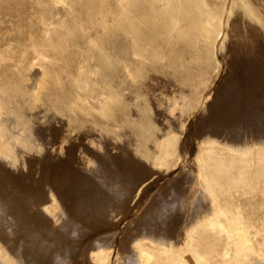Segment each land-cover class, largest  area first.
I'll list each match as a JSON object with an SVG mask.
<instances>
[{"label": "rangeland", "instance_id": "1", "mask_svg": "<svg viewBox=\"0 0 264 264\" xmlns=\"http://www.w3.org/2000/svg\"><path fill=\"white\" fill-rule=\"evenodd\" d=\"M205 1L213 6L222 19H225V24L220 26L225 30L226 35L222 39L223 47L216 57L212 49V43L215 44L216 38L206 41L203 34L204 23L198 12L200 9L193 10L194 13H198V16H195L198 20V26L195 29L182 37L174 34L172 38H169L168 28L177 10L173 6H167V1L99 0L95 5L89 6L84 0H75L72 4L59 0H0V153L7 154L16 162L19 161V155H22L24 162L22 165L24 169L16 168V164L0 163V171L4 168L0 177L8 180L12 176L17 183L15 185L16 183L9 178L11 181L8 180V182H14L11 183L12 186L0 179L2 185L0 188L14 192L15 197H12L14 195L9 192L14 200L17 195L21 197L25 195V192L24 199H29L24 202L23 198L22 201H20L21 198L18 201L19 197H17V201H14L9 197L6 189L5 191L0 189L1 192L7 193V196L6 193H2L5 199L12 200L10 202L12 210L11 208V212L8 210L9 214L0 209V224L3 223L0 231L7 233L9 237H15V245L10 243L15 252L20 249V244L17 245L19 240L25 241L23 244L19 243L25 245L29 252L30 248L26 242L38 236L39 231L36 230L40 228L55 229L57 235L55 230L52 234L56 237L65 233V230L61 229H75V233H79L75 236L82 237V239L79 237L81 240L78 237L76 239L81 243L83 240V250H87L91 246L90 243L100 236L93 233L92 238L88 240V234L106 231L107 239L112 236L113 242L109 241V243H112L114 247L109 264H129L130 260L136 256L135 250H131V248L134 249L136 240H143L144 236L149 237L154 234L150 240L154 241L159 233H163L159 232L161 229H144L146 218L143 216L146 217V215L143 208L152 198H155L157 192L161 191L160 188L165 189L161 191L163 198L170 201L172 197H169L170 192L167 193V189L171 191L170 182L165 179L170 176L169 181L175 183V180L183 176V172L178 165L173 172H169L170 174L166 170L167 166L159 170H151L149 165L155 167L158 165L157 162H153L157 144L152 143V136L156 132H162V127L167 130L174 129L171 121L174 119L175 107L178 103L190 107L197 106L204 93L215 91L223 76L222 73L217 76L218 71L223 72L227 68L231 56L236 51L234 47L237 46L233 42L238 40L240 43L243 38L242 41L244 43L247 41V46L251 45L253 38L250 30H255L256 37H263L264 40V0H247L248 8L243 6L241 0ZM59 13L64 16L66 24L72 29V34L68 37L63 36L64 30L53 23ZM254 22L257 24L255 28ZM183 25L185 22H181V26ZM256 30L261 31L258 34ZM139 32L144 35L143 38L139 37ZM148 37H155L154 51L145 48ZM137 50L140 51V56L136 54ZM40 52L46 56H42ZM237 52L241 53L240 49ZM93 62L100 65L97 79L92 78L88 73ZM82 78L90 80L85 89L78 87ZM109 83L115 87L116 91L108 88ZM103 91H107V94H102ZM190 120L186 128L179 127L177 133L182 157L193 163L199 150L200 137L199 129H197L198 117H192ZM40 125L45 128L43 135L42 131L34 130H38L37 126L40 127ZM34 131L36 134L33 133ZM253 141L254 145L247 144L242 149L233 148L238 150L236 152L239 156L246 159L249 171L253 170L251 151L256 148L264 150V145L255 143L254 139ZM141 152L144 155H141ZM133 161H136L134 165ZM143 161L147 167L143 166ZM130 168L135 171L138 169L137 173L141 172L140 174L147 175L150 172L148 174L151 176L147 175L142 185L135 191H131L124 199L122 206L117 205L115 208L116 205H114V209L113 206L110 207L111 215L108 213L106 217L100 214L93 215V211H96L91 207L84 208L85 212L82 211L80 214L81 210L77 206L80 201L79 193H77L79 186L76 182L80 179L79 176L82 183L89 174L90 179L96 181L99 176L103 175L106 179L110 174L120 170L125 176L124 174L130 173ZM5 170L8 178L4 175ZM133 170L131 172L134 173ZM18 172L23 176L18 174L20 178L17 179ZM74 172L79 175L75 176L77 178L73 177ZM12 173L17 176V181ZM19 180H23L22 188L18 187L21 183ZM114 181L110 180V182ZM3 182L8 185V188L12 186V190L3 185ZM176 184V187L173 185V190L181 188L179 187L181 182ZM187 184L182 189L183 195L177 198L178 210L173 208L174 214L173 209L170 208L172 213L170 211L167 217L175 216L173 222L175 219L176 221L167 222L172 223L169 224L172 225L171 227L167 223L165 227L163 225L164 229H167L165 233L168 232L166 233L168 236L173 230L174 235L170 236L172 242L186 251L190 244L205 245L209 232L202 229L203 225L215 212L216 206H219L225 211L221 217L233 230L237 240V243L233 245L236 254L231 263L221 262V264H264V248H260L254 240L256 233L264 237V178L250 177L240 181L237 187L228 193L216 190L213 195L196 193L195 182ZM14 185L16 192L18 190L17 193L13 191ZM71 186H74L73 189ZM201 187L197 185V190ZM207 191H211L210 185H207ZM20 192L22 195L19 194ZM38 192L45 194L39 195ZM74 192L77 193L76 196ZM36 193L38 194L35 195ZM29 196L34 200H30ZM38 211L41 212H39L40 216ZM91 213L92 219L89 216ZM176 215H178L177 218ZM5 216L8 219L11 216L10 219L13 222L17 218H19V224L22 220L23 222L21 226L15 223L9 224ZM76 218L80 221L78 222ZM236 218L240 220V223L236 222ZM16 221L18 222V219ZM14 225L16 228H13ZM173 227L176 229H172ZM86 228L89 231H86ZM83 229L85 232L82 231ZM20 230L22 232H19ZM157 230L159 231L156 232ZM194 233L202 234V237L193 238ZM52 234L46 233L49 238L55 237ZM21 235L24 236L21 237ZM28 235L31 236L28 237ZM75 236L71 238L75 239ZM226 241V238L219 237L215 243L220 248ZM37 250L35 248V252ZM35 255L37 252L33 256ZM37 259H39L38 256L34 261H38ZM128 259H130L129 262ZM74 264H81V258H77Z\"/></svg>", "mask_w": 264, "mask_h": 264}, {"label": "bare ground", "instance_id": "2", "mask_svg": "<svg viewBox=\"0 0 264 264\" xmlns=\"http://www.w3.org/2000/svg\"><path fill=\"white\" fill-rule=\"evenodd\" d=\"M59 1L60 2H68V3L72 4L75 0H59ZM161 1H167V3H168L167 6H173L177 10L176 15H174L172 17L170 26L168 28V37L169 38H172L174 36V34H177L178 37H182L184 34H187L190 30L195 29L198 26L197 25L198 20L195 17V16H198L197 15L198 13H194L193 10L194 9H200L198 12L201 14V20L204 23L203 34H204V37H206V41L209 42L208 39L216 38L215 44L212 43V49H213L214 55L216 57L218 51L221 50L223 47L222 39H223L224 35H226V34H225V30L220 26L221 24H223V25L225 24L224 23L225 19H222V16H220V14L216 10L213 9V6H211V4H209L205 0H161ZM84 2L86 3V5L91 6V5H95V3H98L99 0H84ZM241 2L243 4V6H245L246 8L249 7L247 0H241ZM227 3H226V6H227ZM187 7L190 9H188ZM228 10H227V12H228ZM223 15L225 16V14H223ZM181 22H185V25L181 26ZM53 23H55L57 26H59L61 29L64 30L65 33L63 32V36L68 37L69 35L72 34V29L70 28V26H68L66 24L65 18L61 13H59V16H56ZM255 23L256 22H254L253 24H255ZM235 26H237V25H235ZM253 27L254 28L257 27V24H255V26H253ZM246 29H247V27H246ZM254 31L250 30V32H252V33H250V35L253 38L252 43L249 41V43H251V45L247 46V44H246L247 41L244 43V41H242L243 38H241L240 43L238 40L236 42H233V43H236L237 47H234L235 48L234 50H236V51H234V54L232 56L230 55L231 59L229 60L227 68L223 72H222V70L218 71L217 76H220L221 73L223 74V76H222L220 82L218 83L216 89L214 88L215 91L213 90V92H209V93L207 92L206 94L204 93L200 99L199 105H197V106H191L190 107V106H187V105L184 106L181 103H178V105L175 107V113H174L175 115L173 117L174 119H173V121H171V122H173L172 126L174 129L173 130H167L166 128L162 127V129H163L162 132H158V133L156 132V134H154L152 136V138H151L152 143L157 144V151L153 157V162H157L158 165H157V167H155L153 165H149L151 170H159V168H161L163 166L164 167L167 166L166 170L169 173L171 171L173 172L174 168L178 165L181 168V171L183 172V176L180 177V179L178 178L179 180H175V183H171V181H169L170 176L165 179L166 181L171 183V184L169 183L171 191H169V189H167L168 190L167 193L170 192L169 197L170 198L172 197V199H170V201H168L169 199L165 200L163 198V195H162L163 193L161 191L164 188H160L161 191H159V192H157L158 190L156 191L157 193L155 195V198L154 199L152 198V200H150L147 204H145V206L143 208L144 215H146V217L143 216L144 218H146L145 224H144V221H142L144 224V226H143L144 229H154V230L161 229V231L157 230L156 232L159 231V232H163V233H159L158 236L156 235L157 238L154 241L153 240L150 241L153 238L152 236H154V234H152V233H151L152 235H150L149 237L144 236L143 240H140V239L136 240V242L134 244V249L131 248V250H135L134 251V253L136 255V256H134L135 261H134V259H132V260L128 259V262L130 260L131 262L132 261L135 262V263L133 262L132 264H191L192 262H195L197 264H221V262L231 263L233 257L235 256L236 252H234V250H233V245L237 243V240L235 238L233 230L229 227L227 222L221 217V214L225 213V211L222 208H220L219 206L218 207L216 206L215 212L210 216V218L203 225L202 229H205V231L207 230L209 232V235H207V237H206V243L203 246H200L198 244H190L187 251H186L185 249H183V247L177 246V245H175V242L174 243L172 242L170 236L173 233V230H172V232L170 231L171 232L170 236H168V234H166L168 232L165 233V231H167V229H164V227H165V223L169 222V220L171 222H173V220H174L173 218L175 217L173 214H170V215L174 216L173 218L171 217L172 220H171V218H167V217L169 216L170 211H171L170 213H172L171 209L177 208L175 210H178L179 203L177 202V198L183 195L182 189L184 188V186L187 183L193 184L195 182L196 186L194 187V190L198 194L206 193L209 195H213L216 190H219V192H221V193H228L231 190L235 189L240 181L247 180L250 177H262V178H264V150L263 149L256 148L253 151H251L250 154L253 157L252 158V160H253V163H252L253 164V170L252 171H249V169L246 165V159L237 154L236 151H238V150L233 149V148L242 149V147L244 145H247V144L254 145L253 139L255 140V143L260 144V145H264V40L262 39L263 37L262 38L259 37L260 39L258 37H256ZM248 32H249V30H248ZM256 32H258V31L256 30ZM259 32H258V34H259ZM244 33H246V32L244 31ZM243 36H241V37H243ZM139 37L143 38L144 35L141 32H139ZM246 38L250 39V37H247V36H246ZM154 40H155V37H151V38L148 37L146 47H145L146 50H152V51L155 50V46L153 45ZM242 44H243V46H241ZM207 45H209V44H207ZM238 49H240L241 53L237 52ZM209 50H210V48H209ZM235 52H236V54H235ZM40 54L42 56H46L42 52H40ZM136 54L138 56L141 55L139 50L136 51ZM240 54H242V55H240ZM216 59L218 61V58H216ZM220 61H221V59H220ZM218 64L220 65L219 61H218ZM99 68H100V65L96 62H93L91 64V68L88 71L89 75L92 78L97 79V76L99 74ZM89 82H90L89 78H82L81 81L78 83V87L81 89H85L88 86ZM108 88H110L113 91H116L115 87L111 83H109ZM102 94H107V91H103ZM169 96H171V95H169ZM104 98H105V96H104ZM130 100H131V98H130ZM164 104H165V102H164ZM164 111H163V113H164ZM172 113H173V111H172ZM51 116H53V115H51ZM195 116H196V118L198 117V128L197 129H199L200 140H199V150L195 156L194 162L191 163V160L185 159L181 155V152L179 150V136H178L177 130L179 131V129H178L179 127H181L182 129H185L188 122L191 121L190 119L192 117H195ZM159 125H160V123H159ZM52 126H56V125L52 124ZM37 128H38V130L37 129H34V130L35 131H42V135L45 133V128L43 126L40 125V127L37 126ZM35 131L33 133H35ZM37 134H38V132H37ZM37 137L39 138V134L37 135ZM196 137H197V135H196ZM37 140H39V139H37ZM99 141H101V140H99ZM129 141L133 142L134 140H129ZM110 142H112V141H110ZM112 145H114V144L112 143ZM151 146H153V144ZM125 149H127V147ZM123 153H124V151H123ZM141 155H144V154L141 152ZM111 156H112V152H111ZM22 159H23V156L19 155V161L16 162L15 159L9 157L7 154L0 153V163L1 164L2 163L3 164L7 163L9 165L16 164V168L24 169L22 166L24 164ZM106 160L108 161L109 159H106ZM129 160H131V159H129ZM113 161H115L114 157H113ZM137 161H140V160H137ZM134 162L136 163V161L132 162L133 165H134ZM7 164H5V165H7ZM144 164H145V162L143 163V166H145ZM140 165H141V163H140ZM118 166L119 165L117 164V167ZM135 166H133V167H135ZM0 167H1V165H0ZM131 167H132V165H131ZM145 167H147V166H145ZM150 168L148 167V169H150ZM3 169L0 171L1 174H3L2 173ZM118 169H119V167H118ZM129 170H130V173L128 172L129 174L127 172H125L127 174H124L126 177L123 176V173L120 170L118 172H114L113 174H110V176L107 177L106 179L103 175L102 176L96 175V176H99V178H97L98 180H96V181H92L90 179L91 177H89L90 176V174H89V176L87 178L83 179L84 180L83 183H82V180H80L81 177L74 172L75 175H73V177L78 175L79 176L78 178H80L78 180L81 181L79 184H78V180L76 181L77 185L79 186L78 187L79 190L77 193H79L78 198L80 201L78 203L79 205H77V206H79V210H81L80 214H82V211L85 210L84 208H86V207L90 208L91 207L97 212L96 213L93 211V215H95V214L99 215L100 214V215H104L106 217V215L109 213L110 207L113 206L112 208L114 209V205H116L115 208H117V205L122 206L124 199L128 197V195L131 193V191L133 192L136 189H138V187L140 185H142V183L145 181L146 176L149 175L148 173H150L147 171L148 173L146 175V173L145 174L144 173L140 174L141 172L137 173L138 169H136L137 171L133 170V168H130ZM131 170L135 171L134 173H137V174H134L133 172H131ZM5 172H6V170H5ZM9 172H10V170L8 171V173ZM99 173H100V171H99ZM153 173H155V172H153ZM153 173H152V175H153ZM13 174L14 173H12V175ZM18 174L20 176L22 175V174H20V172H18L17 173L18 177L15 176V174L13 175V177L15 176V179H16V177H17V179L20 178ZM4 175H5V177H7V175H8L7 172ZM24 176L27 177L26 175H24ZM71 176H72V174H71ZM150 176H151V174L149 175V177ZM175 176H173V177H175ZM9 178L13 180L12 176ZM9 178H8V180H10ZM75 178H77V177H75ZM0 179H3V177H0ZM17 179H16V181H17ZM112 179H113V181L116 180L118 182L117 183H115V181L110 182V180H112ZM8 180H4V181L8 182ZM13 181L15 182V180H13ZM22 181H20L21 183H19V185H18V187L21 186L19 188H22V185H21ZM40 181H42V180H40ZM40 181H39V183H40ZM14 182H8V183H10V185L13 186V184H11V183H14ZM73 182H75V180ZM176 182H178V183L181 182V185L179 184V187L181 186V188H177V189L173 190V187L175 185H177ZM3 185H5L8 188V185L4 184V182H3ZM15 185H17V183ZM15 185H14L15 190H13V191L16 192V186ZM169 185L167 186V188L169 187ZM197 185L202 186V187L199 190H197ZM207 185H210L211 191H207ZM12 186H9V188L11 189ZM29 186H30V184H29ZM0 187H2V185ZM18 187H17V189H19ZM73 187H72V189H73ZM75 187H76L75 189H77V186H75ZM105 188H107V189H105ZM0 189L2 190V188H0ZM5 189H3V190L5 191ZM26 189H27V187H26ZM1 190H0V192H1ZM34 190H36V189H34ZM105 190L107 192H105ZM31 191H33V190H31ZM6 192H8V195H9L10 194L9 192H11V191L7 190ZM6 192H1L0 195H2V193L5 194ZM17 192H18V190H17ZM13 193H12V195H14ZM38 193H36L35 195H37ZM40 193H39V195H40ZM77 193L74 192V195L76 196ZM19 194L22 195L21 192ZM29 194H31V193H29ZM43 194H45V193H43ZM5 195L7 196V193ZM25 195H26V192H25ZM25 195H22V197L17 195L16 198L19 197L18 201L20 198H21L20 201H22V198L24 199ZM10 196L11 195H9V197ZM30 196L28 198H30V200H34ZM12 197H15V195ZM41 197H43V196H41ZM167 197L168 196H166V198ZM16 198H15V200H14V198H11V199L14 201H17ZM34 198H36V197H34ZM200 199H201V197H200ZM12 200L5 199L3 196L2 199H0V203H2L1 204L2 206L0 209L6 211L8 213L9 212L8 210H10V208H11L10 202ZM26 200L29 201V199H26ZM26 200L24 202H26ZM173 200H176V201H173ZM202 202H203V200H202ZM28 203H31V202H28ZM32 203H33V201H32ZM31 204H29V205H31ZM200 206H202V205H200ZM203 207H204V205H203ZM37 208H38V206H37ZM196 208H198V207H196ZM174 209H173V211H174ZM200 209L203 210L204 208L203 209L200 208ZM11 210H12V208H11ZM11 210H10V212H11ZM180 210H181V208H180ZM197 210L199 212V209H197ZM35 211H37V209H35ZM40 211H38V213ZM90 211H91V209H90ZM84 212H83V215H84ZM110 212H112V211L110 210ZM40 213H39V216H40ZM147 213H149L148 217H147ZM176 213L178 214V212H176ZM179 213H180V211H179ZM141 214H143V213H141ZM174 214H175V211H174ZM91 215H92V213L89 216H91ZM109 215H111V214L109 213ZM178 215H176V218ZM5 217L7 218V216H5ZM10 217L11 216H9V219L7 218L9 220V224H11V223L19 224V222H20L19 218H17L18 222L16 221L17 219L15 220V222H13L10 219ZM108 217L111 220L110 216H108ZM136 217H137V215H136ZM78 218H80V217H78ZM78 218H76V220H78V222H79L80 220ZM98 218H101V217L98 216ZM98 218H95V220H97ZM166 218L168 220L165 222ZM3 219H1V221ZM7 219H5V220L8 221ZM83 219H85V218H83ZM86 219H87V216H86ZM90 219H92V216ZM90 219H88V220H90ZM188 219H187V221H188ZM93 220H91V221H93ZM142 220H144V219H142ZM32 221H34V220H32ZM175 221H176V219H175ZM22 222H23V220H22ZM22 222L20 224H22ZM81 222H82V220H81ZM88 222H90V221H88ZM171 222L167 223V224L168 225L172 224ZM236 222L240 223V220L238 218H236ZM34 223H35V221H34ZM98 223H99V221H98ZM2 224H0V226H2ZM32 225H34V224H32ZM32 225H31V227H32ZM139 225L142 226V224H140V223H139ZM163 225H164V227H163ZM15 226L16 225H14L13 228H16ZM167 226H166V228H167ZM137 227L139 228L140 226H137ZM174 228L176 229V227H173L172 229H174ZM2 229H4V228H2ZM37 229H38V227H37ZM134 229H135V227H134ZM21 230L19 232H22ZM54 230L55 229L44 230L41 228L39 230H36V231H39L38 236H35V238L33 237L34 238L33 240L26 242V244L28 243V245H29L28 248H30L29 252L27 250V247H25V245L24 246L22 245L25 241H21V240H19V242H22V244L19 242L17 244V245L20 244V249L15 252L13 250V248H14L13 245H12V247L10 245V243H14V245H15V241H14L15 237H13V236L9 237L7 233H5L1 230L0 231V264H74V262L77 258H81V264H109L110 263V258H111V254H112L114 247H113L112 243H109V241L113 242V239L111 238L112 236L110 237L111 240H109L110 238L107 239V236L105 235L106 231L101 232L98 230L99 232H96V231L92 232V233L89 232L90 234H88V237H87L88 240H90L92 238V235H94L93 233H97L95 235H100V236H97V238H95L93 240V243L92 242L90 243L91 246L88 247L87 250L85 248H84L85 250H83V248H82L83 244H84L83 240H82V243H81V241L77 242L78 240L76 239V237H78V236H75V234L77 233V232L75 233V229H61V230H65V233L62 234L61 236L59 235V237L57 236L58 238L55 236V235H57L56 230H55L56 234L55 235L52 234V232ZM76 230L79 231L78 229H76ZM87 230H88V228H86V231ZM33 231H34V229L31 232L33 233ZM82 231L85 232L84 229ZM117 231H115V233H117ZM80 232H81V230H80ZM145 232H147V231L145 230ZM46 233H51L55 237L52 236L53 238H51V237L49 238V237H47ZM78 234L79 233H77V235ZM113 234H114V232H113ZM143 234H144V232H143ZM24 235H21V237ZM31 235L33 236L34 234H31ZM147 235H148V232H147ZM172 235H174V234H172ZM14 236H16V235H14ZM18 236H20V235H18ZM30 236L28 235V237H30ZM72 236H75V239L71 238ZM85 236H87V235H85ZM79 237H81V236H79ZM167 237H169V238H167ZM192 237L193 238H198V237L201 238L202 234L199 235V234L194 233L192 235ZM219 237H224L227 239L226 243L223 246H221L220 248L217 247V245L215 243V240L218 239ZM17 238H19V237H17ZM113 238H115V237H113ZM26 239H28V238H26ZM81 239H82V237H81ZM254 240L256 241V244L260 248H264V237L260 233L255 234ZM130 241H132V240L130 239ZM35 248L38 249L36 251L37 255L33 256L34 253H36ZM15 250H17V249H15ZM237 254H238V252H237ZM37 256L39 258V259H37L38 261H34V259H36ZM131 257H132V254H131L130 258ZM120 258L122 259V257H120ZM190 258H191V261H190Z\"/></svg>", "mask_w": 264, "mask_h": 264}]
</instances>
